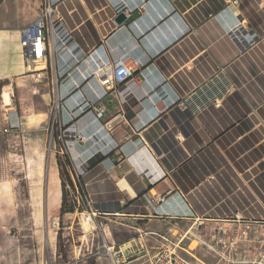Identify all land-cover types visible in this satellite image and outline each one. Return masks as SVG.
I'll return each mask as SVG.
<instances>
[{
	"label": "crops",
	"instance_id": "obj_1",
	"mask_svg": "<svg viewBox=\"0 0 264 264\" xmlns=\"http://www.w3.org/2000/svg\"><path fill=\"white\" fill-rule=\"evenodd\" d=\"M40 11L41 0H0V98L25 88L61 101L59 118L80 138L59 145L58 157L69 160L72 179L79 173L96 216L133 225L135 240L146 242L136 261L156 255L159 229L180 220L264 219V0H60L56 33L65 48L49 40L37 81L22 30ZM95 48L141 65L101 99L98 121L75 110L80 93L88 101L99 93L76 65ZM12 189L0 177V264L23 258L12 237Z\"/></svg>",
	"mask_w": 264,
	"mask_h": 264
},
{
	"label": "rangeland",
	"instance_id": "obj_2",
	"mask_svg": "<svg viewBox=\"0 0 264 264\" xmlns=\"http://www.w3.org/2000/svg\"><path fill=\"white\" fill-rule=\"evenodd\" d=\"M23 89L24 92L13 91L6 94V98H0L1 105L12 104L19 125L11 132H5L6 108L0 107V157L6 158L0 160V177H5L14 185L13 234L19 240L21 249H24L22 264H110L101 249L103 243L116 248L127 242L131 245L136 243L137 246L139 240L135 239L140 238V235L137 234L136 237L133 225L127 222H111L100 216L91 217L93 229L84 227L81 215L87 214V211L83 210L84 197L77 180L72 187L63 189L64 206L63 212H60L62 195L56 164L59 148L56 121L61 112V101L57 98L49 101L43 97L41 90ZM60 157L63 164V158ZM46 161L47 190L50 189L48 178L51 175L55 178L56 188L55 207L52 209L50 197L47 196L48 213L44 224L42 214ZM61 180L64 185L68 184L63 175ZM72 208L73 213L66 212ZM219 226H223V223L208 221L198 226L195 221L180 220L172 225L162 226L159 229L162 236L157 238L164 246L155 245L161 246L160 248L173 246L177 254L194 264H253V258L245 252L249 249L248 244L239 245V249L235 251L228 242L224 245L212 242L213 229ZM200 236L214 247L216 253L200 243ZM140 242L146 249V242ZM147 245H153V242L148 240ZM136 259L132 257L126 264H149V257L138 261Z\"/></svg>",
	"mask_w": 264,
	"mask_h": 264
},
{
	"label": "built area",
	"instance_id": "obj_3",
	"mask_svg": "<svg viewBox=\"0 0 264 264\" xmlns=\"http://www.w3.org/2000/svg\"><path fill=\"white\" fill-rule=\"evenodd\" d=\"M57 1L54 0H42L41 1V13L36 21L30 24L28 27L22 30V47L24 51V61L27 67L33 66L35 69V79L37 81L41 78V72L44 71L47 64V54L50 51L49 40L54 44L55 39L62 44L65 48V41L58 37L56 30L58 26H61L62 17L57 11ZM238 0H230V5H237ZM239 27L236 30L232 29L230 34L239 32ZM241 36V35H240ZM244 41L248 44L252 42V35L247 34L243 37ZM53 52V46L51 47ZM118 57L114 59H107L105 51H101L99 48H95L88 52L81 61L76 60V65H83V74L80 73L84 83L90 80L96 82L99 93L96 95L95 101H88L83 94H79V100L75 102V110L80 114L92 112L96 121L101 119L104 114L105 107L100 104L102 98L110 94L112 91L118 90L120 87L127 85L134 80V69L141 67L137 61H131ZM40 67L39 69H36ZM73 96L72 94L70 95ZM217 105V104H216ZM74 110V111H75ZM73 111H66L68 120L73 119ZM9 113L5 118V124L7 128L5 132L15 129L16 127L9 119ZM57 124V139L59 145L67 148V142L69 139H78L79 135L70 134L65 127L62 119L58 118ZM106 131L112 128V124L106 123L103 125ZM75 180L78 181L79 173L74 172ZM86 200L87 215L91 217L96 216V211L93 209L91 202ZM195 222L198 226L204 225L207 221L203 219H196ZM215 223H223V226H219L213 229L212 242L224 243L228 242L230 247L237 251L239 245L248 244L249 249L246 250L252 258L253 264H264V219H246L239 213H234L230 217L224 220L214 221ZM13 238H16L12 234ZM199 241L202 245L206 246L210 250L216 253L214 247L206 243L202 236L199 237ZM234 247V248H233ZM101 249L104 251V256L107 257L110 264H126L127 260L135 257L136 253H142L145 251V247L141 242L137 243V246H128L125 249L103 243ZM138 249L139 252L134 251ZM183 250V249H182ZM185 251V250H183ZM100 254V252H98ZM221 258L223 255L218 253ZM226 259V258H225ZM149 264H194L181 255L177 254L175 247L166 246L159 250V252L149 259Z\"/></svg>",
	"mask_w": 264,
	"mask_h": 264
},
{
	"label": "trees",
	"instance_id": "obj_4",
	"mask_svg": "<svg viewBox=\"0 0 264 264\" xmlns=\"http://www.w3.org/2000/svg\"><path fill=\"white\" fill-rule=\"evenodd\" d=\"M56 163H57V166H58V174H59V178H60V181H61V207H60V212H63V206H64V193H63V189L65 187L69 188V186H73L74 182L76 180L72 179L69 172H68V168L70 166V163H69V160L66 158V157H63V164L61 163V160H60V157H58V155L56 156ZM61 175H63L66 180L68 181V184L66 183L64 185V181L61 180ZM80 185V179L78 178V181H77ZM80 189V193L81 195L84 197V200L82 201V205H83V210L84 211H87V206H86V196H85V193H84V189ZM67 213H73V208L72 209H69L68 211H66Z\"/></svg>",
	"mask_w": 264,
	"mask_h": 264
},
{
	"label": "bare ground",
	"instance_id": "obj_5",
	"mask_svg": "<svg viewBox=\"0 0 264 264\" xmlns=\"http://www.w3.org/2000/svg\"><path fill=\"white\" fill-rule=\"evenodd\" d=\"M4 108H6L5 111H7V113H9L8 116H9L10 121L17 128L19 126L18 125V119H17L16 113L13 112V111H11L12 108H13L12 104L11 103L10 104H7V105L4 106ZM48 183H49L48 185H49V188L50 189H49V191L47 190L48 191L47 192V196L50 197V205H52L51 206V209H52V207H55L53 205L55 203V188H56V182H55V178H54L53 175L49 176ZM81 216H82V220H83L84 227H86V228L89 227V228H92L93 229V227H92L93 224H92V220H91L90 216H88L87 214H84V213Z\"/></svg>",
	"mask_w": 264,
	"mask_h": 264
},
{
	"label": "water",
	"instance_id": "obj_6",
	"mask_svg": "<svg viewBox=\"0 0 264 264\" xmlns=\"http://www.w3.org/2000/svg\"><path fill=\"white\" fill-rule=\"evenodd\" d=\"M126 18L124 16L123 13H119L118 15H116L115 19H114V22L117 24V25H121L125 22ZM49 157V156H48ZM45 173H44V194H43V200H44V209H43V222L45 224L46 222V218H47V194H46V190H47V182H46V176H47V170H48V161H46V164H45ZM47 237V233H45V239Z\"/></svg>",
	"mask_w": 264,
	"mask_h": 264
}]
</instances>
